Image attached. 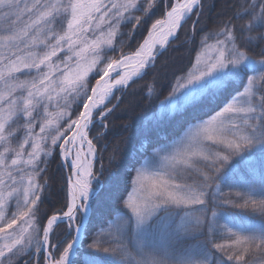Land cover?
I'll use <instances>...</instances> for the list:
<instances>
[{"label":"snow or ice","instance_id":"6c2138e0","mask_svg":"<svg viewBox=\"0 0 264 264\" xmlns=\"http://www.w3.org/2000/svg\"><path fill=\"white\" fill-rule=\"evenodd\" d=\"M160 4L164 18L150 25L136 51L108 57L125 43L117 44L125 35L120 28L132 24L131 41ZM201 11V0H0V264H15L22 255L39 264L41 253L45 264H257L248 258L257 254L264 264V58L245 50L264 41V33L250 35L264 29V2L235 14L250 17L240 26L248 35L238 37L229 20L213 44L202 38L192 68L176 77L160 114L217 98L231 86L234 94L184 141L154 149L129 169L131 191L120 221L108 222V246L95 239L85 246L104 173L93 143L101 134L89 133L97 126L108 131L105 121L119 102L107 107L114 91L155 67L183 24L195 14V27ZM110 73L118 78L105 79ZM90 74L99 78L89 95ZM70 101L80 108L75 119ZM55 155L69 169L65 195L41 234L37 213L48 184L39 178ZM61 224L64 238L54 239ZM224 233L235 239L217 243ZM186 240L196 241L192 249L181 247Z\"/></svg>","mask_w":264,"mask_h":264},{"label":"trees","instance_id":"16d2710c","mask_svg":"<svg viewBox=\"0 0 264 264\" xmlns=\"http://www.w3.org/2000/svg\"><path fill=\"white\" fill-rule=\"evenodd\" d=\"M174 0H170V4ZM256 2L258 5L264 0H201L202 11L199 16V22L193 27V21L197 16L193 14L192 18L183 24L179 30L176 39H173L167 46L166 51L160 54L155 60V67L149 68L141 78L134 79L126 90H119L107 104L108 108L115 107L111 115L108 116L105 123L108 125V131L105 133L102 127H95L89 137H96L101 134L100 139H93V143L97 148V160L103 157L104 173L100 177L102 186L98 192L95 203L93 204L91 219L87 222L88 239L85 246L92 240L103 242L102 246H108L111 240L109 235V221L119 222L125 211L122 200L127 197L131 191L130 179L134 173L129 171L130 168L139 167L145 157H149L154 149L173 148L177 144L184 141L194 132V126L199 120L206 119L212 115L223 103L227 101L236 86L228 87L217 98L204 97L198 102L186 106L183 111L170 113L168 110L160 114V103L164 101V96L168 93L167 86L175 85L176 77L187 75L189 69L195 62L197 53L201 50V40L207 37V43H214V33L224 27V24L231 20L235 26V32L238 37L242 34L240 26L248 23L250 17L241 16L236 18L235 14L242 11V6L247 7L248 4ZM166 8L160 4L147 19V23L141 31L135 33L134 39L128 41L127 33L132 28V24L122 26L120 31L125 33L117 40L124 41L123 47L116 53L109 52L107 56L117 59L120 55H125L133 51L143 40L150 25L157 19H162L165 15ZM259 10V8H257ZM140 15V13H135ZM134 23V22H133ZM264 33V29H255L250 35L257 36ZM241 47H244L241 44ZM264 49V41L256 45H249L246 51L255 59L264 58L261 50ZM61 59L63 57L61 56ZM108 60L104 61L100 67H104ZM97 76L90 74L88 83L89 89ZM24 77H21L23 79ZM149 87L152 88L151 95H148ZM71 107L68 109L71 117L75 119L80 111L75 101H70ZM63 104V101H61ZM58 109L50 106L49 111L55 112ZM99 120V113H96ZM124 125H129L124 128ZM61 126L66 127L67 121H61ZM39 131V128H36ZM63 142V141H61ZM15 144V142H13ZM146 144L147 149L142 146ZM59 149H56V153ZM115 156L112 162L109 158ZM100 164L97 162L95 171L99 173ZM241 173L245 172L243 165H240ZM194 175V173H193ZM41 183L47 181L48 187L43 193V202L39 205L37 213V223L41 231L45 226L47 217L53 214L54 210L62 207L64 200V187L66 182V171L61 163L59 155H55L49 160L47 171L39 178ZM223 191L227 194L228 188ZM66 225H59L55 231L57 236L54 239H63ZM70 238V237H69ZM235 239L227 233L219 235L216 239L217 243H230ZM3 243V240H0ZM196 244L195 240L183 241L181 247L192 249ZM56 256L59 253H55ZM257 264L261 257L257 254L255 257ZM32 264V260L27 255H22L15 261V264ZM39 264H45L44 254L39 256Z\"/></svg>","mask_w":264,"mask_h":264},{"label":"rangeland","instance_id":"374dc122","mask_svg":"<svg viewBox=\"0 0 264 264\" xmlns=\"http://www.w3.org/2000/svg\"><path fill=\"white\" fill-rule=\"evenodd\" d=\"M147 35V34H146ZM146 35H145V37H146ZM144 37V38H145ZM143 38V39H144ZM143 41V40H142ZM142 41L140 42V43H142ZM213 44V43H212ZM139 47V45L133 50V51H131L130 53H127V54H125V55H129V54H132L133 52H135L136 51V49ZM117 59H119V57L117 58ZM121 74V73H120ZM99 77H96L94 80H92V82H93V84H92V86L90 87V89H89V95L91 94V88L92 87H94V85H95V83H96V79H98ZM116 78H118V75L115 73V74H112L110 77H108L107 79H109V80H114V79H116ZM134 80V79H133ZM132 80V81H133ZM132 81H129V84L132 82ZM181 82H183V81H181ZM128 84V85H129ZM176 84V83H175ZM175 85H173L172 86V84H170V85H168L167 86V91H168V93L163 97L164 98V101L169 97V95H170V93H172V89H173V87H174ZM117 92H119V90H115L114 91V95L117 93ZM113 95V96H114ZM112 96V97H113ZM105 109L104 108H101V111H104ZM86 147V146H85ZM45 225H46V223H45ZM41 234H42V231H41ZM1 244V243H0Z\"/></svg>","mask_w":264,"mask_h":264},{"label":"water","instance_id":"95a60500","mask_svg":"<svg viewBox=\"0 0 264 264\" xmlns=\"http://www.w3.org/2000/svg\"><path fill=\"white\" fill-rule=\"evenodd\" d=\"M112 74H114V73H110V75H112ZM106 78H108V77H106ZM106 78H105V79H106ZM94 86H95V85H94Z\"/></svg>","mask_w":264,"mask_h":264},{"label":"bare ground","instance_id":"6f19581e","mask_svg":"<svg viewBox=\"0 0 264 264\" xmlns=\"http://www.w3.org/2000/svg\"><path fill=\"white\" fill-rule=\"evenodd\" d=\"M122 74V73H121Z\"/></svg>","mask_w":264,"mask_h":264}]
</instances>
